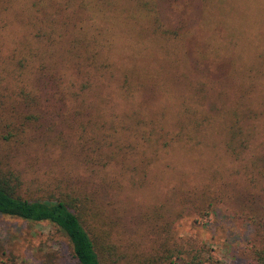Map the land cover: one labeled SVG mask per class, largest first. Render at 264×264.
I'll return each mask as SVG.
<instances>
[{
  "label": "rangeland",
  "instance_id": "rangeland-1",
  "mask_svg": "<svg viewBox=\"0 0 264 264\" xmlns=\"http://www.w3.org/2000/svg\"><path fill=\"white\" fill-rule=\"evenodd\" d=\"M0 182L84 196L101 264H256L264 0H0ZM0 264L78 263L0 215Z\"/></svg>",
  "mask_w": 264,
  "mask_h": 264
},
{
  "label": "trees",
  "instance_id": "trees-1",
  "mask_svg": "<svg viewBox=\"0 0 264 264\" xmlns=\"http://www.w3.org/2000/svg\"><path fill=\"white\" fill-rule=\"evenodd\" d=\"M85 209L86 199L75 193L55 199H25L0 182V215L52 223L66 236L78 264H101L95 250L98 237L92 228L88 230L92 236L89 235L81 222ZM254 260L256 264H264V237Z\"/></svg>",
  "mask_w": 264,
  "mask_h": 264
}]
</instances>
